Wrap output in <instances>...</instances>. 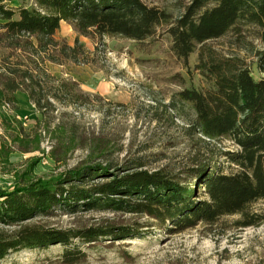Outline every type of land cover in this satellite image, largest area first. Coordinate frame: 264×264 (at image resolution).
Returning a JSON list of instances; mask_svg holds the SVG:
<instances>
[{"label":"trees","instance_id":"1","mask_svg":"<svg viewBox=\"0 0 264 264\" xmlns=\"http://www.w3.org/2000/svg\"><path fill=\"white\" fill-rule=\"evenodd\" d=\"M14 2L18 6H12ZM168 21V13L144 0H0V48L9 50L8 59L20 51L35 65V71L22 68L21 61L17 66L0 65V105L17 107L19 91L40 111L53 107V101L85 98L76 91V82L56 78L42 66L47 61L92 62L79 39L71 46L56 38L63 22L80 36L144 42ZM262 21L264 0H193L169 30L173 52L185 62L202 45L198 67L213 83L208 93L188 89L180 94L196 112V119L184 129L191 143V164L179 172H151L138 162L125 174L90 165L71 170L53 187L40 180L0 189V224L8 227L0 228V262L15 252L61 245L59 264H81L88 260L89 249L114 247L106 241L142 235L139 224L126 225L118 219L72 228L42 221L62 214L114 210L148 216L160 227L171 223L182 230L212 226L225 216L240 214L244 217L240 227L255 225L250 206L264 200V77L257 79L246 60L220 57L204 46L241 29L243 22ZM254 55L257 71L264 75V50ZM19 137L23 136L13 137L15 143ZM224 141L237 145L238 152L224 151ZM12 151L2 145L1 160L7 161ZM223 156L239 169L222 165Z\"/></svg>","mask_w":264,"mask_h":264},{"label":"rangeland","instance_id":"2","mask_svg":"<svg viewBox=\"0 0 264 264\" xmlns=\"http://www.w3.org/2000/svg\"><path fill=\"white\" fill-rule=\"evenodd\" d=\"M144 1L169 14V21L144 42L80 36L72 25L62 23L56 38L71 46L79 39L91 53L92 62L47 61L42 66L56 78L76 82V91L85 98L68 103L53 101V107L40 111L26 93L19 91L17 107L0 105V147L7 145L13 150L7 161L0 157V189L12 190L23 181L40 180L53 187L71 170L90 165L125 174L138 162L151 172H179L191 164V143L184 129L196 119V112L180 94L188 89L208 93L213 83L198 67L202 45L185 62L173 52L174 37L169 30L193 0ZM204 47L220 57L242 58L257 79L264 77L257 71L254 55L264 50V21L243 22L241 29ZM8 55V49L0 48L3 67L17 66L21 61L22 68L35 71L34 62L22 52L10 59ZM17 134L23 137L15 143ZM222 148L226 152L239 150L229 141H224ZM220 161L233 171L239 169L227 156ZM250 212L256 221L252 226L240 227L244 217L235 214L212 226L199 224L184 230L171 223L160 227L148 216L114 210L62 214L42 221L72 228L118 219L141 227L142 235L106 241L113 242L114 247L87 250L88 260L81 264H264V200L251 204ZM0 228L8 227L0 224ZM62 253L61 245L23 250L0 264H59Z\"/></svg>","mask_w":264,"mask_h":264},{"label":"built area","instance_id":"3","mask_svg":"<svg viewBox=\"0 0 264 264\" xmlns=\"http://www.w3.org/2000/svg\"><path fill=\"white\" fill-rule=\"evenodd\" d=\"M6 107H8V108H9L10 106H9V105H6Z\"/></svg>","mask_w":264,"mask_h":264}]
</instances>
